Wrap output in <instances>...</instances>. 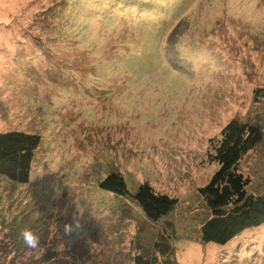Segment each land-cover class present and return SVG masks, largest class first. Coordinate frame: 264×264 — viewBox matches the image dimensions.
Instances as JSON below:
<instances>
[{"label":"rangeland","instance_id":"rangeland-1","mask_svg":"<svg viewBox=\"0 0 264 264\" xmlns=\"http://www.w3.org/2000/svg\"><path fill=\"white\" fill-rule=\"evenodd\" d=\"M232 119L259 131L238 164L258 195L264 0H0V133L41 137L28 182L0 175V264H134L164 225L180 264H264V225L201 239L199 188ZM111 172L179 202L153 222L101 188Z\"/></svg>","mask_w":264,"mask_h":264},{"label":"trees","instance_id":"trees-1","mask_svg":"<svg viewBox=\"0 0 264 264\" xmlns=\"http://www.w3.org/2000/svg\"><path fill=\"white\" fill-rule=\"evenodd\" d=\"M258 129L253 125L232 119L222 129L221 139L213 145L209 155L219 164L210 181L199 192L210 210V216L201 226L203 243L226 244L244 231L264 225V190L258 194L247 192L249 179L238 164L259 141ZM41 137L23 131L0 133V175L26 183L31 176L32 163ZM102 189L117 195L131 197L153 222L171 212L178 198L157 192L148 182L140 184L135 193L128 189L120 172L109 173L101 182ZM170 227L174 226L170 223ZM164 225L156 234L150 254L134 256V264H180L176 258L175 235ZM173 231V230H172Z\"/></svg>","mask_w":264,"mask_h":264},{"label":"clouds","instance_id":"clouds-1","mask_svg":"<svg viewBox=\"0 0 264 264\" xmlns=\"http://www.w3.org/2000/svg\"><path fill=\"white\" fill-rule=\"evenodd\" d=\"M49 211H54L53 207H50ZM70 230V225L66 226V231ZM20 238L23 240V243L29 249H37L40 246L41 240L40 237L31 229L25 228L19 233Z\"/></svg>","mask_w":264,"mask_h":264}]
</instances>
